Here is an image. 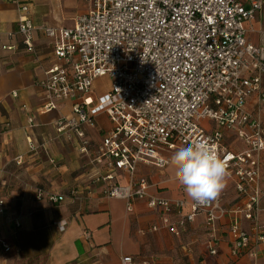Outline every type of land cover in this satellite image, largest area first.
<instances>
[{
  "label": "built area",
  "instance_id": "2783aa9c",
  "mask_svg": "<svg viewBox=\"0 0 264 264\" xmlns=\"http://www.w3.org/2000/svg\"><path fill=\"white\" fill-rule=\"evenodd\" d=\"M88 1L90 11L72 27H36L31 7L21 5L17 32L7 35L19 36L32 55L37 54L36 32L52 41L55 62L39 83L45 98L41 111L56 110L61 102L72 106V115L55 123L56 138L77 141L79 153L90 155L86 128L106 115L111 129L91 157L93 166L106 170L104 198L125 201L128 213L146 203L175 236L199 215L206 217L209 229L232 217L234 257L264 245V33L259 44L248 39V25L263 11L264 0L248 5L240 0ZM100 79L110 81L103 94L95 89ZM35 126L30 117L27 129ZM195 141L227 160L229 174L218 198L200 205L185 189L177 199L154 194L155 185L140 168L164 170L175 151ZM27 143L30 152L38 151L31 135ZM17 163H23V156ZM119 173L126 183L118 181ZM5 174L1 168L0 188ZM228 180L241 198L230 208L224 205ZM70 194L79 195L76 189ZM42 196L39 190L38 200ZM48 199L59 204L65 196L49 194ZM5 212L0 189V214ZM238 217L249 222V231ZM57 225L64 232L67 222ZM0 247L11 250L2 239ZM210 253L216 256L217 250Z\"/></svg>",
  "mask_w": 264,
  "mask_h": 264
},
{
  "label": "crops",
  "instance_id": "0c3cea01",
  "mask_svg": "<svg viewBox=\"0 0 264 264\" xmlns=\"http://www.w3.org/2000/svg\"><path fill=\"white\" fill-rule=\"evenodd\" d=\"M24 4L31 7L36 27H72L91 9L88 0H0V169L6 170L0 188L6 202V212L0 214V239L11 249L5 252L0 247V264H124L126 257L133 259L132 264H264V245L252 246L240 257L232 256V217L209 229L206 217L199 215L175 236L163 225L161 214L149 210L146 203H137L134 212L128 213L125 201L103 197L101 177L106 170L93 166L91 157L111 129L110 120L101 115L86 128L92 141L90 155L79 153L77 141L56 138L54 125L62 116L72 115V106L61 102L56 110L41 111L45 98L39 83L55 62L52 41L36 32L37 54L32 55L19 36H7L17 32L19 9ZM248 28L250 42L259 44L264 9ZM6 46L15 49L8 51ZM99 81L95 89L103 94L108 88L101 89ZM30 117L36 122L32 130L27 129ZM28 135L35 140L37 152L29 151ZM19 156H23L21 165ZM140 174L155 185L154 194L174 199L182 196L184 187L176 180L172 164L164 170L142 166ZM117 179L126 183L121 173ZM74 189L78 197L71 196ZM39 190L43 191L40 200ZM226 191V207L240 204L233 181L228 180ZM49 194L63 195L65 200L53 204ZM237 220L243 230H250L248 221ZM62 221L67 222L64 232L57 225ZM154 227L158 230L153 231ZM212 249L217 250L216 256L211 255Z\"/></svg>",
  "mask_w": 264,
  "mask_h": 264
},
{
  "label": "clouds",
  "instance_id": "9594fccd",
  "mask_svg": "<svg viewBox=\"0 0 264 264\" xmlns=\"http://www.w3.org/2000/svg\"><path fill=\"white\" fill-rule=\"evenodd\" d=\"M260 147L264 148V144ZM170 162L175 168V178L187 196L200 205L217 199L225 187L229 174L227 160L204 142L195 141L179 148Z\"/></svg>",
  "mask_w": 264,
  "mask_h": 264
},
{
  "label": "rangeland",
  "instance_id": "374dc122",
  "mask_svg": "<svg viewBox=\"0 0 264 264\" xmlns=\"http://www.w3.org/2000/svg\"><path fill=\"white\" fill-rule=\"evenodd\" d=\"M99 83L98 84H99L100 88L103 89V90L106 88V86L110 85V81L108 79L101 80V81H99Z\"/></svg>",
  "mask_w": 264,
  "mask_h": 264
}]
</instances>
